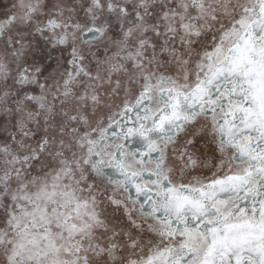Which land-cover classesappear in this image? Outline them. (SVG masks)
<instances>
[{
	"label": "snow or ice",
	"instance_id": "6c2138e0",
	"mask_svg": "<svg viewBox=\"0 0 264 264\" xmlns=\"http://www.w3.org/2000/svg\"><path fill=\"white\" fill-rule=\"evenodd\" d=\"M0 264H264V0H0Z\"/></svg>",
	"mask_w": 264,
	"mask_h": 264
}]
</instances>
